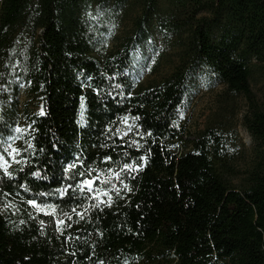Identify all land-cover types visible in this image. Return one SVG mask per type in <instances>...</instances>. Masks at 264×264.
<instances>
[{"label":"trees","instance_id":"trees-1","mask_svg":"<svg viewBox=\"0 0 264 264\" xmlns=\"http://www.w3.org/2000/svg\"><path fill=\"white\" fill-rule=\"evenodd\" d=\"M155 32L177 59L139 84ZM199 77L226 88L223 118L190 138ZM253 81L264 96V0H0V264H264ZM23 90L41 110L22 107ZM240 95L249 158L233 124ZM93 176V191L76 187Z\"/></svg>","mask_w":264,"mask_h":264},{"label":"rangeland","instance_id":"rangeland-1","mask_svg":"<svg viewBox=\"0 0 264 264\" xmlns=\"http://www.w3.org/2000/svg\"><path fill=\"white\" fill-rule=\"evenodd\" d=\"M131 26V22L126 21V23L123 24V27L118 30L117 36L121 38L126 28H130ZM154 37L156 39L155 45L150 43L146 44L137 58V79L139 84L147 85L155 80L161 79L164 75L171 71V68L174 66V61L177 59V56L174 53L175 50L163 41L159 33L155 32ZM115 39L116 37L113 39V42ZM198 80L195 96L188 112V126L190 130L188 135L190 138H193L196 132L205 128L208 124L218 122L223 118L222 99L225 96L226 88L223 85L210 87L202 77H199ZM252 88L258 98L264 99L261 84L253 81ZM20 100L24 109L25 107H28V109L32 111L41 110V106L38 101L34 98V96L28 94L25 90L21 93ZM237 102V106L241 109L239 110L240 112L236 113L233 119V124L234 128L238 130L239 136L245 145L243 147L240 144V149L243 150L246 158H249L251 156V150L254 143L252 136L242 123L243 114L247 108L246 97L243 95L238 96ZM12 147L13 143L10 141L9 148L12 149ZM9 203V199L3 197L2 200H0V211H4L7 208L6 205L8 206Z\"/></svg>","mask_w":264,"mask_h":264},{"label":"snow or ice","instance_id":"snow-or-ice-1","mask_svg":"<svg viewBox=\"0 0 264 264\" xmlns=\"http://www.w3.org/2000/svg\"><path fill=\"white\" fill-rule=\"evenodd\" d=\"M16 131L20 132L21 129L17 128ZM8 139L11 140V139H13V137H9ZM29 147H31V145H29ZM19 151H20V149L13 148L11 152H8V155H12V153L19 152ZM104 159L105 160H109L110 157L106 156V157H104ZM7 163L8 162H7V160L4 159L3 153H0V168L4 169L6 175H10V173L8 172V169H7ZM78 163H80V161L77 160V161H74V162L68 164L64 168V172L68 173V171L70 169H72V168H75ZM132 167H133V165H130V164H125L124 165L125 169H129V168H132ZM108 172L111 175L116 176L117 178H119L120 174L118 172H113V170L111 168L108 169ZM33 175L36 176V175H39V173L38 172H34ZM79 175L83 177V176H85V173L84 172H80ZM99 179H100V176H93L91 179L86 177L85 179L80 181L76 185V187L79 188L81 191H83L85 189V187H86L87 190L91 192V191H93L94 181L99 180ZM109 182H110V177H105L104 180H103V183H109ZM69 187H71V186H69ZM124 187H127V185H124ZM58 191H61V194H63V190H58ZM116 192L118 194L119 193V189H116ZM101 193H103L104 195H108V192H107L106 189H97L96 192H95V195L97 197H99V195ZM110 201H111V196H109V202ZM28 203L33 204L37 208V210H40V211L44 210V208L42 206H40L39 204H37L35 200H29ZM6 207H7V205H6ZM45 207L51 209V212L50 213H46V214L56 215V206L55 205H47ZM77 214L79 215V213H77ZM65 215H67V214L65 213ZM41 223H43V222H41ZM57 224L58 225H62V224H64V221L63 220H57ZM65 227H70V225H65Z\"/></svg>","mask_w":264,"mask_h":264}]
</instances>
